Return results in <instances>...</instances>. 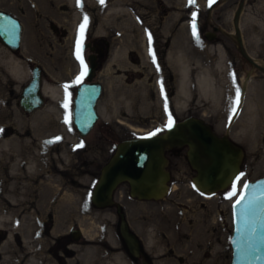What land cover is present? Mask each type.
Wrapping results in <instances>:
<instances>
[{
    "label": "rangeland",
    "instance_id": "rangeland-1",
    "mask_svg": "<svg viewBox=\"0 0 264 264\" xmlns=\"http://www.w3.org/2000/svg\"><path fill=\"white\" fill-rule=\"evenodd\" d=\"M71 1L0 0L1 9L22 21L21 53L31 59L24 64L0 42V197L33 199L0 200V228L8 230L0 264H232L233 206L246 183L264 177V0H221L212 12V0H170L176 9L166 19L159 0H77L76 8ZM126 7L137 10L139 25ZM54 21L69 28V39L58 40L50 28ZM214 28L219 31L210 42L205 34ZM89 31H113L118 38L99 78L100 119L82 137L73 123L71 87L81 78L78 44ZM36 63L45 70L44 84H60L65 97H46L43 109L27 114L20 99ZM17 64L25 74L21 82L11 72ZM207 73L219 75L220 100L199 82ZM190 117L243 149L241 174L227 190L201 192L187 147H175L166 151L171 180L161 199H134L123 184L115 206L93 203L94 187L118 144L163 134ZM8 129L12 134L5 136ZM4 139H12L6 147ZM42 142L49 179L20 161L36 158ZM116 204L141 239L140 256L124 243ZM77 229L80 240L71 236Z\"/></svg>",
    "mask_w": 264,
    "mask_h": 264
},
{
    "label": "water",
    "instance_id": "water-1",
    "mask_svg": "<svg viewBox=\"0 0 264 264\" xmlns=\"http://www.w3.org/2000/svg\"><path fill=\"white\" fill-rule=\"evenodd\" d=\"M219 1H213L210 10ZM22 30L19 20L0 12V41L14 53L21 47ZM205 37L212 42L216 39V33L208 32ZM88 77L91 81L92 75ZM42 84V70L35 67L32 80L21 94L20 106L27 114L44 107ZM246 87L244 85V91ZM102 93L101 83L83 84L77 89L73 123L82 137L88 136L99 120L97 105ZM175 147H188L189 163L197 173L195 183L205 194H216L228 189L241 173L243 149L229 137L218 136L203 120L190 117L173 124L163 134L118 144L116 153L104 166L93 190V203L101 209L113 206L114 192L123 183L129 184L130 195L134 198L143 201L161 199L171 180L166 170V151ZM118 213L125 245L131 255L140 256V239L131 231L121 206ZM233 224L230 242L232 264H264V178L244 186L239 200L233 206ZM71 236L74 240H80L82 232L73 230ZM143 264L150 263L144 261Z\"/></svg>",
    "mask_w": 264,
    "mask_h": 264
},
{
    "label": "flooded vegetation",
    "instance_id": "flooded-vegetation-1",
    "mask_svg": "<svg viewBox=\"0 0 264 264\" xmlns=\"http://www.w3.org/2000/svg\"><path fill=\"white\" fill-rule=\"evenodd\" d=\"M216 7L217 6H215L212 10H209V11L212 12ZM173 8L176 9V6L174 4H172V2L170 0H159L158 10H159L161 18L166 19L169 15H171L172 13H175L174 11H172ZM124 10L131 13L132 16L134 17V20L137 22V24L138 25L140 24V22L137 18L138 17L137 10H130L127 7ZM0 12L8 13V14L14 16L15 18H17L21 22V24L23 26V34H22V41H23L24 25H23L22 21L9 10L0 8ZM56 23H57L56 21L51 22L50 28L52 29L54 34L57 36L58 40L64 41V40L69 39V33H70L69 28L64 24H56ZM115 29H116L115 30L116 32L120 30L118 27H116ZM216 29L217 28H214V33H216V37H217V32L219 31V29H217V31H215ZM89 33L90 34L84 33L82 38H80V40H79L78 53H77L76 57L82 63V69H81L82 72L79 73L81 75L80 80L75 85H72L71 93H73V92L77 93V89L80 86H82L83 84L101 83L103 85V83L99 80V78L101 77L103 72L110 66V62L113 60V57L115 55L114 51L116 50V44H117V42L115 40H117L118 37H114L113 31H111V33L108 34L109 36L94 35V34H91L92 31H89ZM107 37H109V38H107ZM166 43L168 45V42H166ZM167 45H165V46H167ZM167 48H168V46H167ZM14 54L15 55H21L23 57V59H21V61L24 62V64L25 63L29 64L24 59H26V60H31V59H29L28 57L23 55L21 53V50L15 52ZM35 67H39L42 70V78H43L44 74H45V70H44V68H42V65L36 63V65H33L32 71L34 70ZM89 74L92 75L91 81H89V77H88ZM44 85L45 84L43 82L42 87H44ZM45 105H46V100H45ZM10 133L12 134V130H10V129L6 130L5 136H10ZM6 138H9V137H6ZM187 149H188V147H187ZM20 161L22 163L21 165H24V168H26L27 167V165L25 164L26 159L22 158ZM5 162L9 163V159L8 158L5 159ZM1 165H2V163H0V166ZM22 168L23 167H21V169ZM21 183L26 184V181H22ZM124 184H127L129 189H130V186L128 183H124ZM122 185L123 184H121L120 186H122ZM120 186L114 192V195H113L114 205L113 206H115V200H119L118 197H119V192H120V190H119ZM129 194H130V191H129ZM134 199L140 200L138 198H134ZM0 200H33V199L30 197H26V196L15 195V196H3V197H0ZM36 200H41V199L37 198ZM47 200H49V198ZM119 206H121V205L116 204L117 213H118ZM122 212H123V208H122ZM7 231L8 230L4 227L0 228V248L7 241V237H8ZM180 261H182L181 257H180Z\"/></svg>",
    "mask_w": 264,
    "mask_h": 264
},
{
    "label": "bare ground",
    "instance_id": "bare-ground-1",
    "mask_svg": "<svg viewBox=\"0 0 264 264\" xmlns=\"http://www.w3.org/2000/svg\"><path fill=\"white\" fill-rule=\"evenodd\" d=\"M79 4V1L77 0H72L71 1V5L73 7H77V5ZM78 14V13H77ZM18 65V68H13L11 70L12 72V75H13V78L18 81V82H21L25 76V74L23 73V69H22V66L20 64H17ZM219 78V75L217 74H212V73H207V75L205 74L204 78L203 79H200V84L202 86V88L207 91L210 96H214L216 97V99L219 98V95L221 93L222 90H224L220 84H219V81L218 79ZM220 80V79H219ZM248 84V79L245 78L243 79V85H245V87L247 86ZM44 93L45 95L48 97V98H51V99H60V98H63L65 97V94L63 92V88L60 86V84H46L44 86ZM220 100V98H219ZM241 103H242V100L240 101V106H241ZM58 104H55V106L53 108H57ZM242 107V106H241ZM46 114V113H45ZM121 124L127 126L128 128H130L132 131L136 132V133H141L142 130L139 129V128H136L134 126H131L129 124H127L125 121H119ZM35 126H31L30 129H33ZM24 139H27L28 140V137H25ZM12 140V139H11ZM11 140L9 139H4V140H1V143L3 146H8L9 143L11 142ZM47 144L46 142H42L41 143V151H39L37 153V156L35 158L34 155H30L29 157V160L26 161V169H32V170H36V172L38 171L39 174L43 179H49V175L46 177V164H48V152L46 150L47 148ZM29 165V166H28ZM33 171V172H34ZM18 211V210H16ZM5 216V215H4ZM4 218V217H3ZM10 216H5V220L8 221L10 220Z\"/></svg>",
    "mask_w": 264,
    "mask_h": 264
}]
</instances>
